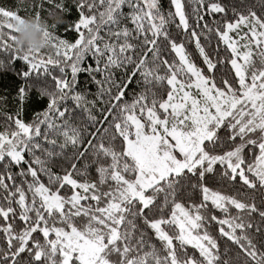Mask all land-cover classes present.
<instances>
[{"label":"snow or ice","instance_id":"snow-or-ice-1","mask_svg":"<svg viewBox=\"0 0 264 264\" xmlns=\"http://www.w3.org/2000/svg\"><path fill=\"white\" fill-rule=\"evenodd\" d=\"M73 7L78 38L53 23L55 58H35L0 6V56L49 99L0 111V264H264V0Z\"/></svg>","mask_w":264,"mask_h":264},{"label":"trees","instance_id":"trees-1","mask_svg":"<svg viewBox=\"0 0 264 264\" xmlns=\"http://www.w3.org/2000/svg\"><path fill=\"white\" fill-rule=\"evenodd\" d=\"M74 2L75 0H71L68 8L65 9V22L58 25L56 29L57 35H60L61 38L67 39L70 42H74L75 39L78 38V34L75 33L74 30L70 29L65 31V26H70L71 23L74 22L78 17L76 9L73 7ZM160 2L164 11L170 10V0H160ZM32 3L33 0H0V6L5 7L7 10L17 11L22 17L33 15ZM125 10L127 11V9ZM41 14L45 18H50L54 14V11L49 10L45 13L42 12ZM205 19H208V17L205 16ZM186 46L188 51L192 54L193 60L198 65L203 67L200 58L195 51L194 45L188 44ZM17 59H19L21 65L25 64L22 56H13L11 60H8L4 56H0V111H11L13 108H17L25 121L29 122L34 117V113H39L47 107L49 99L45 94L47 91L45 88L36 87L34 89L32 83L26 80L25 76L23 75L24 69L22 67L19 71H17V68L20 67V65H16ZM117 75L119 76L120 74L118 73ZM37 79H39V77H37ZM78 80L79 83L77 90H83L86 86L89 92L96 91V86L90 81L87 73L79 74ZM25 87L28 88V92L24 96H20L19 90ZM138 91L139 86L136 84L135 79H133V81L128 85L125 98L130 100L132 98V94ZM18 96H20V99L24 102L17 107ZM92 98V96H89V99ZM94 114L97 115L98 119L101 121L103 120L102 113L95 111ZM97 127H100V125H97ZM13 171H16V169H13ZM17 223L19 224L20 222L17 221ZM213 232L215 234L214 228ZM235 252L236 249L233 247L232 255H235Z\"/></svg>","mask_w":264,"mask_h":264},{"label":"clouds","instance_id":"clouds-1","mask_svg":"<svg viewBox=\"0 0 264 264\" xmlns=\"http://www.w3.org/2000/svg\"><path fill=\"white\" fill-rule=\"evenodd\" d=\"M10 22L14 29L15 40L12 42L19 52L29 54L35 58L53 56L55 58L56 48L51 38L46 35L50 25L57 26L64 23V17L59 13H54L50 18L35 15L23 16L21 19H14Z\"/></svg>","mask_w":264,"mask_h":264}]
</instances>
